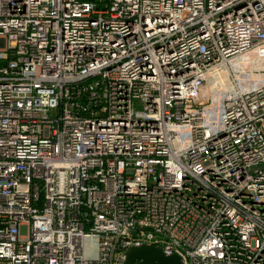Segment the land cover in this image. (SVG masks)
Masks as SVG:
<instances>
[{"label":"built area","instance_id":"2783aa9c","mask_svg":"<svg viewBox=\"0 0 264 264\" xmlns=\"http://www.w3.org/2000/svg\"><path fill=\"white\" fill-rule=\"evenodd\" d=\"M261 48L264 0H0V264H264Z\"/></svg>","mask_w":264,"mask_h":264},{"label":"water","instance_id":"95a60500","mask_svg":"<svg viewBox=\"0 0 264 264\" xmlns=\"http://www.w3.org/2000/svg\"><path fill=\"white\" fill-rule=\"evenodd\" d=\"M123 264H184L178 253H168L154 243L132 244L125 253Z\"/></svg>","mask_w":264,"mask_h":264},{"label":"rangeland","instance_id":"374dc122","mask_svg":"<svg viewBox=\"0 0 264 264\" xmlns=\"http://www.w3.org/2000/svg\"><path fill=\"white\" fill-rule=\"evenodd\" d=\"M144 105H145L144 100L141 98H139V99L135 98L133 101V106L135 109H137V108L143 109Z\"/></svg>","mask_w":264,"mask_h":264},{"label":"clouds","instance_id":"9594fccd","mask_svg":"<svg viewBox=\"0 0 264 264\" xmlns=\"http://www.w3.org/2000/svg\"><path fill=\"white\" fill-rule=\"evenodd\" d=\"M259 51H260V55L264 56V48H261ZM234 68H236L237 70H242V65L236 64L234 65Z\"/></svg>","mask_w":264,"mask_h":264}]
</instances>
